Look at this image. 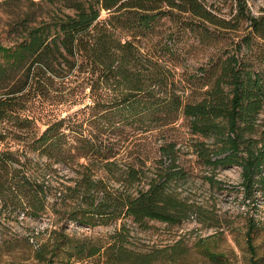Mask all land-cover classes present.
<instances>
[{
    "label": "trees",
    "instance_id": "trees-1",
    "mask_svg": "<svg viewBox=\"0 0 264 264\" xmlns=\"http://www.w3.org/2000/svg\"><path fill=\"white\" fill-rule=\"evenodd\" d=\"M3 1L12 9L0 36V215L10 207L36 218L58 208L90 228L130 219L147 229L194 214L204 223L203 207L176 184L188 176L174 133L181 124L202 165H237L246 197L264 191V4ZM199 45L204 62L186 65L188 48ZM62 170L66 180L57 181ZM257 224L248 248L251 264H264ZM130 233L126 222L104 239L57 227L35 264L178 258L166 247L138 249Z\"/></svg>",
    "mask_w": 264,
    "mask_h": 264
},
{
    "label": "rangeland",
    "instance_id": "rangeland-1",
    "mask_svg": "<svg viewBox=\"0 0 264 264\" xmlns=\"http://www.w3.org/2000/svg\"><path fill=\"white\" fill-rule=\"evenodd\" d=\"M10 1V0H8ZM264 4V0H255V10ZM12 4L0 0V36L7 37ZM188 44L192 37L184 39ZM202 46L188 48L186 65L194 67L204 62ZM79 107L74 108V110ZM71 110V111H74ZM46 121L44 120L43 123ZM174 131L180 136L181 161L188 176L178 181L177 188L191 202L203 207L202 218L198 221L194 214L180 224H167L161 221H149V227L142 229L130 219H121L107 225L93 228L82 226L67 217L58 208L48 209L40 217L16 216L10 207L2 208L0 215V264H35V251L45 241L51 229L66 227L72 235L106 238L124 222L131 229L130 241L138 249L169 248L178 256L174 261L159 258L158 264H251V252L248 248L247 231L250 222L255 220L257 228L253 232L254 243L259 256L264 253V191L257 190L246 197L241 185V167L233 165L227 168L213 169L202 165L193 153L187 139V128L181 125ZM46 127L41 125V129ZM10 145V144H9ZM58 175L65 181L61 174ZM66 174V173H65ZM213 175L220 185H211L205 176ZM180 243L182 247L172 248ZM177 251V252H176Z\"/></svg>",
    "mask_w": 264,
    "mask_h": 264
}]
</instances>
